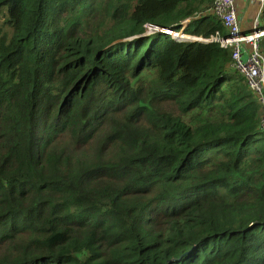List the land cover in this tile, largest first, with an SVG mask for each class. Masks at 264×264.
Returning a JSON list of instances; mask_svg holds the SVG:
<instances>
[{
    "label": "trees",
    "instance_id": "16d2710c",
    "mask_svg": "<svg viewBox=\"0 0 264 264\" xmlns=\"http://www.w3.org/2000/svg\"><path fill=\"white\" fill-rule=\"evenodd\" d=\"M211 5L0 0V264H264L260 105Z\"/></svg>",
    "mask_w": 264,
    "mask_h": 264
},
{
    "label": "built area",
    "instance_id": "2783aa9c",
    "mask_svg": "<svg viewBox=\"0 0 264 264\" xmlns=\"http://www.w3.org/2000/svg\"><path fill=\"white\" fill-rule=\"evenodd\" d=\"M248 1L256 6V16L250 32L242 33L240 31L234 0H212L211 12L226 29V35L222 36L218 32H214L207 38H201V41L214 42L220 47L229 48L228 66L242 75L249 89L257 98L260 105V127L264 131V56L258 48V40L264 35V24L259 28L260 23L257 21V16L264 8V0ZM153 29L156 28L147 26V30ZM165 33L171 35L169 30Z\"/></svg>",
    "mask_w": 264,
    "mask_h": 264
},
{
    "label": "crops",
    "instance_id": "0c3cea01",
    "mask_svg": "<svg viewBox=\"0 0 264 264\" xmlns=\"http://www.w3.org/2000/svg\"><path fill=\"white\" fill-rule=\"evenodd\" d=\"M234 6L240 31L242 33L250 32L256 16V6L249 3L248 0H234ZM258 23L260 22L258 21Z\"/></svg>",
    "mask_w": 264,
    "mask_h": 264
},
{
    "label": "rangeland",
    "instance_id": "374dc122",
    "mask_svg": "<svg viewBox=\"0 0 264 264\" xmlns=\"http://www.w3.org/2000/svg\"><path fill=\"white\" fill-rule=\"evenodd\" d=\"M257 19L260 22L259 28H261L264 24V8H263L262 12L257 16Z\"/></svg>",
    "mask_w": 264,
    "mask_h": 264
},
{
    "label": "water",
    "instance_id": "95a60500",
    "mask_svg": "<svg viewBox=\"0 0 264 264\" xmlns=\"http://www.w3.org/2000/svg\"><path fill=\"white\" fill-rule=\"evenodd\" d=\"M160 28H156V29H153L154 31H160L159 30ZM169 29H165V28H163L161 31L162 32H164L165 33V31H168ZM180 33H183L181 30L179 31ZM191 36V35H190ZM194 37V36H193ZM198 39H200V41H201V38H198ZM198 39L196 40V39H188V38H183L182 40H196V41H198Z\"/></svg>",
    "mask_w": 264,
    "mask_h": 264
},
{
    "label": "clouds",
    "instance_id": "9594fccd",
    "mask_svg": "<svg viewBox=\"0 0 264 264\" xmlns=\"http://www.w3.org/2000/svg\"><path fill=\"white\" fill-rule=\"evenodd\" d=\"M167 34H169V33H167ZM170 35V34H169Z\"/></svg>",
    "mask_w": 264,
    "mask_h": 264
}]
</instances>
